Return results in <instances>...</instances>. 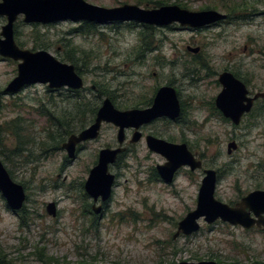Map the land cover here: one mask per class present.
I'll return each instance as SVG.
<instances>
[{"label":"rangeland","instance_id":"rangeland-1","mask_svg":"<svg viewBox=\"0 0 264 264\" xmlns=\"http://www.w3.org/2000/svg\"><path fill=\"white\" fill-rule=\"evenodd\" d=\"M84 1L105 9L177 6L235 16L245 12L233 7L247 4L250 16L203 31L132 22L97 25L89 35L78 34L80 23L26 25L20 18L15 24L18 47L46 51L74 66L85 89L75 96L36 85L5 95L18 76L19 63L0 57V161L27 194L23 214L12 212L0 193V258L13 264H43L38 259L43 252L60 264L264 263V233L221 221L208 226L201 220L199 233L174 240L178 224L196 210L204 171L218 173L215 198L230 207L258 188L264 190V115L234 127L214 113L224 73L249 79L255 90L264 92V16L251 17L254 10L264 12V0ZM6 24L0 17V31ZM188 48H200L201 56L196 58ZM67 49L76 51L72 60ZM162 87L176 91L186 113L178 123L161 120L143 128L138 144L131 143L134 132L126 133L127 152L110 168L117 178L112 199L101 215L93 214L85 183L100 151L118 148V129L104 124L100 137L81 145L74 161L63 145L94 123L90 105L99 110L109 99L119 111L146 109ZM81 98L88 102L85 116L77 113ZM17 119L25 129L21 142L31 144L21 156L13 154L20 141L9 128ZM147 136L186 144L202 162V170L182 169L172 185L164 184L156 168L167 161L148 149ZM232 142L238 149L230 156ZM50 203L57 206L55 219L47 213Z\"/></svg>","mask_w":264,"mask_h":264},{"label":"water","instance_id":"water-1","mask_svg":"<svg viewBox=\"0 0 264 264\" xmlns=\"http://www.w3.org/2000/svg\"><path fill=\"white\" fill-rule=\"evenodd\" d=\"M0 17L7 19V24L1 28L0 57L18 64V76L5 89V95H14L26 87L43 85L50 91L67 89L80 92L85 89L83 79L77 74L72 65L62 63L46 51L32 52L22 50L15 41L14 26L20 17L26 25H52L61 22L75 24L89 23L107 25L116 23H139L150 27H171L179 25L181 28L201 30L227 20L226 15L216 11L190 12L177 6H163L155 10H143L137 6L125 5L120 8L105 9L86 3L84 0H1ZM197 54L199 49L189 50ZM223 91L216 99V107L222 115L235 126H239L244 115L251 112L254 101L264 98L259 95L248 99L246 87L233 75L224 73L219 78ZM181 106L177 93L170 87L161 88L151 108L141 110L119 111L112 101L106 99L99 109L94 123L78 135H72L63 145L62 150L68 159L77 158V148L87 142L100 137L104 124L113 125L118 129L117 149H104L99 153L97 165L90 171L85 183L86 194L94 201L95 215L102 213V208L96 207L99 200L107 203L111 200L116 184V176L109 169L126 153V131L134 130L132 143L137 144L143 138L140 130L157 120L168 119L175 122L181 118ZM148 149L166 159L164 166H157L156 171L161 181L172 185L177 173L182 169L190 172L203 168L201 161L189 151L186 144H171L166 141L148 136ZM235 143L228 146V155L237 151ZM196 210L190 212L179 224L174 240L191 237L201 230L199 221L203 220L208 226L218 221L233 227L252 230L255 227L264 229V191H257L242 199L235 207L220 203L215 198L218 173L213 170L204 172ZM0 193L8 208L14 212H21L27 202V194L23 186L11 178L4 164L0 161ZM47 213L57 218V206L50 203ZM190 264V263H181ZM198 264H217L215 262H201ZM264 264V263H261Z\"/></svg>","mask_w":264,"mask_h":264},{"label":"flooded vegetation","instance_id":"flooded-vegetation-1","mask_svg":"<svg viewBox=\"0 0 264 264\" xmlns=\"http://www.w3.org/2000/svg\"><path fill=\"white\" fill-rule=\"evenodd\" d=\"M161 8V7H160ZM240 12H245L244 14H242V15H240V16H235L236 14H233L234 12H228L229 14V16L228 15H226V14H222V15H226L227 16V20H225L224 22H220V23H218V24H216V25H213V26H211V27H208V28H204V29H201V30H192V29H188V28H184V29H186V30H190V31H203V30H205V29H209V28H212V27H218V26H220L221 24H223V23H228V24H232V22L233 21H237V20H239V19H243L245 16H247V17H249L250 16V13H249V11H248V7H247V4H245L244 6H243V8H241L240 10H239ZM247 11V12H246ZM219 13V12H218ZM247 14V15H246ZM256 16H264V12H256L255 10L253 11V14L251 15V17L253 18V17H256ZM20 18H23V17H20ZM19 18V19H20ZM3 19H5L6 20V22H7V19L6 18H3ZM18 19V20H19ZM18 22V21H17ZM16 22V23H17ZM14 34H15V38H16V31H15V26H14ZM16 41V40H15ZM17 44V43H16ZM193 49V48H192ZM199 49V52L197 53V54H194V56L196 57V58H198V57H200L201 56V49L200 48H197V50ZM188 50H189V48H188ZM72 52H74V55H76V51L74 50V49H67V53H66V56H73V53ZM189 53H191L190 51H188ZM193 54V53H192ZM79 60H81L80 58H79ZM61 62V61H60ZM62 63H64V62H62ZM67 64V63H66ZM70 65V64H69ZM77 72V71H76ZM79 72V71H78ZM78 74V73H77ZM229 74H231V75H233L238 81H240L245 87H246V89L248 90V92H249V95H248V99H254V98H256L257 96H259V95H264V92H262V91H260V90H255L253 87H252V82H251V80H249V79H246V78H242V77H239V75H237V74H232V73H229ZM79 75V74H78ZM221 76V75H220ZM220 76H219V78H220ZM238 78H240V79H238ZM218 84H220V82H218ZM222 86V85H221ZM163 88V87H162ZM222 88H223V86H222ZM161 89V88H160ZM160 89H158V91L160 90ZM64 91H66V92H68V93H70V94H73V95H79V93H81V92H73V91H70V90H67V89H63ZM158 91H156V95H157V93H158ZM222 91H223V89H222ZM221 94V93H220ZM219 94V95H220ZM195 99V97L193 96V95H188V99ZM193 97V98H192ZM82 99V98H81ZM82 101H83V103H82V109L84 110V113H83V116H85L86 115V109L88 110V102H87V100L86 99H82ZM180 101V100H179ZM153 102H154V100L152 101V102H150L151 103V106L149 107V108H151L152 106H153ZM103 103H104V101H103ZM103 103H102V105H103ZM113 103V102H112ZM101 105V106H102ZM114 105V104H113ZM180 106H181V112H182V114H181V118L179 119V120H177V121H175V122H172V121H170V120H168V119H160V120H157V121H155V122H158V121H161V120H167L168 122H172V123H178V122H180L181 121V119H182V117L184 116V114L186 113L185 112V105H183L181 102H180ZM214 108H215V112L214 113H216V114H220V115H222V113L217 109V107H216V100H215V104H214ZM101 108V107H100ZM146 109H148V108H146ZM134 110V109H133ZM141 110H145V109H141ZM99 111V110H98ZM98 111H97V113H98ZM219 112V113H218ZM259 113H261L260 115H259V117L260 116H263L264 115V98H259V99H257L256 101H254V103H253V106H252V109H251V112L249 113V114H246V115H244V117L242 118V120H241V123H240V125L239 126H241V124H242V122H243V120L244 119H247V118H249V117H253V116H256V114H259ZM97 116V115H96ZM223 116V115H222ZM224 117V116H223ZM257 117V116H256ZM255 117V118H256ZM259 117H257V118H259ZM225 118V117H224ZM226 119V118H225ZM228 120V119H227ZM95 121V120H94ZM228 121H230V120H228ZM155 122H153V123H151V124H149V125H147V126H144L143 128H146V127H148V126H152V125H154V123ZM230 123L234 126V127H239V126H235L231 121H230ZM142 128V129H143ZM141 129V130H142ZM141 130H140V132H141ZM127 132H134V134H135V131L134 130H129V131H126V133ZM133 134V135H134ZM141 134L143 135V133L141 132ZM148 137V136H147ZM147 137H145V139L147 138ZM144 138V137H143ZM143 138L141 139V141L143 140ZM132 141V140H131ZM140 141V142H141ZM126 142H127V134H126ZM139 142V143H140ZM146 142V141H145ZM132 143V142H131ZM232 143H235V142H232ZM232 143H230V144H232ZM126 144V143H125ZM133 144V143H132ZM138 144V143H137ZM229 144V145H230ZM236 144V143H235ZM237 145V144H236ZM81 146H78V148H77V155H78V152L82 149V148H80ZM119 147V146H118ZM238 147V146H237ZM124 148L126 149V147H125V145H124ZM117 149V148H116ZM126 152H127V149H126ZM124 155V154H123ZM122 155V156H123ZM121 156V157H122ZM120 157V158H121ZM120 158H119V160H120ZM119 160H118V162H119ZM117 162V163H118ZM116 163V164H117ZM115 164V165H116ZM114 165V166H115ZM111 167H113V166H111ZM110 167V168H111ZM109 171H110V169H109ZM205 172V171H204ZM111 173V172H110ZM178 174V173H177ZM177 176V175H176ZM158 177H159V175H158ZM160 179V178H159ZM218 181H219V178H218ZM116 183H117V178H116ZM115 186H116V184H115ZM257 191H264V190H261L260 188H258L257 190H255V191H253V192H251V193H249L248 195H250V194H252V193H254V192H257ZM87 195V194H86ZM247 195V196H248ZM88 196V195H87ZM112 196H113V194H112ZM246 196V197H247ZM89 197V196H88ZM246 197H244V198H246ZM90 198V197H89ZM243 198V199H244ZM112 199V198H111ZM100 201V200H99ZM101 202V201H100ZM109 202V201H108ZM107 202V203H108ZM241 202V201H240ZM239 202V203H240ZM107 203H102L101 202V204L102 205H99V202L96 204V207L97 208H99V207H101L102 208V213H103V211H105V209H106V207H107ZM238 204V203H237ZM236 204V205H237ZM94 205H95V203H94V201H93V206H92V212H93V207H94ZM235 205V206H236ZM101 213V214H102ZM90 215H91V213H89ZM93 214H95L94 212H93ZM100 214V215H101ZM245 230V229H244ZM245 231H248V232H252V231H256V232H261V233H264V229L263 228H258V227H255V228H253L252 230H245Z\"/></svg>","mask_w":264,"mask_h":264},{"label":"trees","instance_id":"trees-1","mask_svg":"<svg viewBox=\"0 0 264 264\" xmlns=\"http://www.w3.org/2000/svg\"><path fill=\"white\" fill-rule=\"evenodd\" d=\"M243 6L244 5L236 4L233 8L235 10H238L239 11L241 8H243ZM235 10H233V11H235ZM96 26L97 25H95V24L84 23V24L81 25V28L77 32H78V34H81V35H89V34H92V33H95L96 32ZM142 42L144 43L145 46H149V45H147L148 39H143ZM69 57L74 58V56H68V58ZM69 59L72 60L71 58H69ZM101 96H105V93H102ZM82 103L83 102L79 103L76 106H78V108H79L77 113L83 115L84 110L82 109ZM97 111H98V108L96 106L90 105L89 115H91L94 118V120L96 118ZM73 119H75V118H73ZM20 123H21V119H17L16 121H13L10 124V126H9V128H12L13 136L16 137V138H18V140L20 141L19 142V146L17 147L18 150L13 153L14 156H21V155H23V153L27 150L28 146L31 145L27 141H24L23 143L21 142L24 139L23 133H25L24 132L25 129L20 126ZM68 128L69 127L67 126V128H64V129L65 130L67 129V132H68L67 134L69 135L70 133L68 131ZM45 147L46 146H44L42 148H45ZM47 152H49V151H47ZM21 213H23V214L25 213L26 214V209H23ZM5 258L6 257L0 258V264H13L12 261L5 260ZM38 259L43 264H60V261H58L56 259H53V258H50L49 256L46 255V253L44 254L43 252H39Z\"/></svg>","mask_w":264,"mask_h":264},{"label":"bare ground","instance_id":"bare-ground-1","mask_svg":"<svg viewBox=\"0 0 264 264\" xmlns=\"http://www.w3.org/2000/svg\"><path fill=\"white\" fill-rule=\"evenodd\" d=\"M188 94V93H187ZM196 97V96H195Z\"/></svg>","mask_w":264,"mask_h":264}]
</instances>
